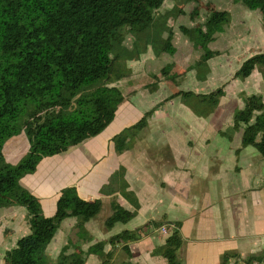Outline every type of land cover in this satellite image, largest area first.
Wrapping results in <instances>:
<instances>
[{"label": "trees", "instance_id": "16d2710c", "mask_svg": "<svg viewBox=\"0 0 264 264\" xmlns=\"http://www.w3.org/2000/svg\"><path fill=\"white\" fill-rule=\"evenodd\" d=\"M197 1V0H193ZM251 10L264 15V0H239ZM165 0H0V207L19 205L28 213L30 233L19 237L16 245L3 256V264H48L46 250L62 221L77 219V227L96 217L102 209L100 199L81 198L74 186L65 187L57 201L56 213L43 214L39 199L20 183L23 176L36 171L46 156L65 152L87 138L96 136L114 120L118 106L124 100L123 91L115 84L130 74L119 59L139 52V42L148 31L158 27ZM175 9L177 5L174 6ZM175 11V10H174ZM176 12V11H175ZM226 10L211 11L200 26H180L185 35H196L201 54L189 69H207L208 62L218 54L210 43L230 22ZM167 38L153 46L156 54L174 53L173 31L166 28ZM133 39V49L124 45L127 36ZM110 45H118L112 52ZM170 64L161 69L167 76ZM258 69L264 76V51L246 58L232 78L244 79ZM160 74V75H161ZM174 81L175 77H170ZM224 85L209 92L179 89L167 99L180 97L196 115L208 117L214 113L224 96ZM244 107L236 108L229 129L243 130V146H254L264 157V100L261 94L243 97ZM156 107L141 119L113 136L117 153L134 146ZM24 124L17 122L25 113ZM24 129L29 151L15 164L4 160L5 141ZM228 139H232L228 136ZM124 170V168H122ZM122 173V170H120ZM127 186V182H125ZM112 214L105 220L107 228L126 223L135 216L117 201L111 203ZM163 221H152L139 230H124L108 242L138 240L146 228L159 227ZM165 242L157 245L153 255L162 256L167 264H185L180 256L184 239L181 222L173 223ZM107 241H99L88 251L99 255L100 264H110L105 252ZM65 245L55 264H85ZM234 254L225 253L218 264H229ZM248 263L251 260L247 261ZM122 264H134L124 262Z\"/></svg>", "mask_w": 264, "mask_h": 264}, {"label": "crops", "instance_id": "0c3cea01", "mask_svg": "<svg viewBox=\"0 0 264 264\" xmlns=\"http://www.w3.org/2000/svg\"><path fill=\"white\" fill-rule=\"evenodd\" d=\"M248 11L261 14L259 10ZM255 42L264 43L261 28ZM131 61L123 64L130 74L119 79L116 85H131L135 77L147 72L145 65ZM204 71L209 73L207 69ZM170 75L163 78L174 82L170 79L174 74ZM236 80L246 81L250 91L242 93L225 109L224 89L219 106L208 117L196 115L180 97L168 100L181 88L173 90L170 83L162 88L163 91V80L149 84V89L145 90H141L145 85H131L128 91L120 88L124 100L104 131L65 152L44 157L35 172L23 176L20 183L39 199L47 217L56 213L61 191L68 186H74L85 200L102 201L101 211L85 222L82 229L77 227L75 217L62 221L46 250L48 264L56 263L65 245L69 246V252L78 251L77 255L85 264H100L102 258L88 251L99 241H107L105 252L113 251L107 258L110 264L126 261L167 264L164 257L153 255L152 251L165 242L168 227H174L167 223L176 221L181 222L184 243L180 256L185 264H218L225 253L235 255L229 264H254L261 259L264 251V157L254 146H243V127L223 132L232 125L235 109L244 107V96L261 94L264 100V76L255 69L250 76ZM154 107L147 127L138 136L141 141L145 129L148 131L150 148L147 149L151 151L132 147L117 153L113 136ZM113 201L136 213L128 222H118L107 228L105 220L112 214ZM0 209L7 210L0 215V264H3L5 252L31 229L25 207L14 205ZM152 221H163L161 226L166 227L167 233L161 231V226H151L138 240L108 242L124 230H139Z\"/></svg>", "mask_w": 264, "mask_h": 264}, {"label": "rangeland", "instance_id": "374dc122", "mask_svg": "<svg viewBox=\"0 0 264 264\" xmlns=\"http://www.w3.org/2000/svg\"><path fill=\"white\" fill-rule=\"evenodd\" d=\"M175 5H177L176 9ZM217 9L226 10L230 13V17L232 16L230 22L226 24L224 32L218 34L216 39L210 43L211 49L218 51V54L209 60L207 67L209 73H206L204 68L189 69L199 59L201 52L197 50L196 35L183 34L180 26H200L206 16ZM248 10L239 0H165L159 9V13L162 14L160 23L158 27L148 31L146 41L143 38L139 42L142 45L139 52H134L133 58L130 57L131 54H126L119 59L121 65L132 62L131 60H136L140 65H145L147 72L137 78L135 77V81L131 85H140L139 87L145 85L141 89L145 90L149 89V84H157L163 80L164 85H161V89L171 83L173 90L181 88L205 93L225 84L226 95L222 99L223 108L226 109L240 98L242 93L250 91L246 81H234L232 75L235 70L250 54L264 51V43L256 44L255 42L259 29L264 30V15L262 13L263 16L260 13H250ZM168 27L173 31L172 44L176 51L173 54L164 51L158 55L154 52L153 46L167 38L166 28ZM124 45L129 49L134 48L131 36L128 35L125 38ZM109 48L112 52H116L118 45H110ZM167 64L171 66L167 76L174 74V82L169 81V79L165 80L167 78L164 79L161 74V69ZM147 74L149 76H146ZM118 85L125 91L130 90L129 87L131 86L124 83ZM138 90L136 89V91ZM131 98L133 97L131 96ZM26 119H28V115L25 112L20 116L17 124H24ZM142 135L144 136L141 141V137H138L139 139L137 138L133 147H142L149 152L151 150L147 149L150 148L147 140L148 131L145 129ZM146 143L147 145H145ZM29 147L27 135L24 129H21L5 141L2 148L4 160L12 165L17 164L27 154ZM3 212H7V210L0 209V215Z\"/></svg>", "mask_w": 264, "mask_h": 264}, {"label": "built area", "instance_id": "2783aa9c", "mask_svg": "<svg viewBox=\"0 0 264 264\" xmlns=\"http://www.w3.org/2000/svg\"><path fill=\"white\" fill-rule=\"evenodd\" d=\"M160 229L163 233H165V234L167 233V229L165 226H161ZM254 264H264V251H263V255H262L261 259L257 260Z\"/></svg>", "mask_w": 264, "mask_h": 264}]
</instances>
